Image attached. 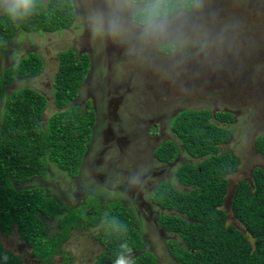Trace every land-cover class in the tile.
<instances>
[{
    "label": "rangeland",
    "instance_id": "rangeland-1",
    "mask_svg": "<svg viewBox=\"0 0 264 264\" xmlns=\"http://www.w3.org/2000/svg\"><path fill=\"white\" fill-rule=\"evenodd\" d=\"M75 3L79 11L77 27L53 33L20 31L6 50H0V64L11 65L31 52L43 57V71L35 78L20 80L12 88L33 86L43 93L49 102L47 120L57 111L53 83L60 53L71 47L78 56L85 52L97 60L98 77L87 81L75 101L86 111L93 108V99L97 100L94 139L80 180L72 179L64 186L74 191L79 185L86 191L92 189L103 205L110 198L128 202L133 209L129 210L131 218L136 223V215L140 218V227L147 233L148 245L160 264H179L166 246L172 233L156 232L151 220L163 210L151 203V210L144 208L140 212L139 205L143 199L149 202L152 190L163 180L183 189L176 173L181 163L193 158L175 139L170 128L172 118L186 108L230 111L235 116L234 122L227 125L232 138L221 149L233 151L239 165L229 176L223 208L229 222L238 225L230 206L234 190L241 180L252 179L256 167L264 169V155L255 147L257 136L264 134V0H196L190 11L151 20L139 15L142 10L133 16L144 6L125 0ZM86 20L88 24L84 25ZM145 20L149 22L143 23ZM89 99L92 102L87 107ZM167 140H174L181 153L174 163L163 165L152 152ZM55 176L54 171L40 180L49 193L57 188ZM99 202L95 195L87 197L88 206L97 213ZM119 204L111 202L107 208L103 206V212L108 210L109 217L112 206ZM100 232L99 228H93L91 233L79 232L67 244L72 264H93L89 256L99 253L95 237ZM0 240L21 255L24 264H40L17 235L1 236ZM61 260L57 258L55 264Z\"/></svg>",
    "mask_w": 264,
    "mask_h": 264
},
{
    "label": "trees",
    "instance_id": "trees-1",
    "mask_svg": "<svg viewBox=\"0 0 264 264\" xmlns=\"http://www.w3.org/2000/svg\"><path fill=\"white\" fill-rule=\"evenodd\" d=\"M131 1L146 4V0ZM165 2L168 7L159 18L190 11L196 5V0ZM39 5L40 12L22 23L0 14V50H6L20 31L53 33L73 24V0H39ZM152 18L158 17L148 19ZM58 61L53 83L57 111L47 120L49 102L43 93L33 86L12 88L20 80L37 77L45 66L43 57L31 52L11 65L0 64V237L17 235L40 264H55L57 258L62 259L57 264H72L67 244L76 229L87 230L96 220H90L83 207L57 199L40 182L54 171L63 173L65 183L80 175L97 124L93 109L84 111L75 103L90 70V56H78L70 48L60 53ZM234 120L230 111L186 108L170 122L175 139L193 160L181 163L177 170L176 179L183 189L168 180L152 193V199L166 210L159 223L167 234L172 233L166 244L179 264H264V169L256 167L252 179L241 180L234 190L230 206L238 225L229 222L223 208L229 176L239 165L233 151L221 149L232 138L227 125ZM255 147L264 155V134L257 136ZM180 153L174 140L164 141L153 151L163 165L176 161ZM116 201L121 204L112 206L104 231L96 236L104 249L93 264H114L122 244L130 250L132 264H160L155 252L146 248L129 204ZM113 221L126 231L116 232ZM0 264L24 262L0 240Z\"/></svg>",
    "mask_w": 264,
    "mask_h": 264
},
{
    "label": "flooded vegetation",
    "instance_id": "flooded-vegetation-1",
    "mask_svg": "<svg viewBox=\"0 0 264 264\" xmlns=\"http://www.w3.org/2000/svg\"><path fill=\"white\" fill-rule=\"evenodd\" d=\"M75 1L76 0H73V4H74V9H75V19H74V22H73V24L69 27V28H72V27H77L78 26V23H77V21H76V18H77V16H78V12L79 11H77V9H76V3H75ZM83 1H88V0H83ZM126 2H130V4H134V5H136V6H141L140 4H136V3H134L133 1H131V0H125ZM138 10H140V9H138ZM137 12V10L136 11H134L133 12V16H134V14ZM133 18V17H132ZM86 24H88V21L86 20L85 21V24L84 25H86ZM68 28V29H69ZM71 47H68V48H66L65 50H67V49H70ZM71 49H73V48H71ZM64 50V51H65ZM76 51V50H75ZM77 53V52H76ZM28 53H26L25 55H27ZM82 54H87V53H85V52H82L81 53V55ZM89 55V54H88ZM90 56V55H89ZM90 59H91V66H90V70H89V72H88V74H87V76H86V78H85V81H84V84H83V86L85 85V84H87V81H94L95 80V77H98V73H97V71H96V67H95V64H97V60L95 59V60H92V57L90 56ZM94 68H95V74L93 75V70H94ZM83 86H82V88H83ZM81 88V89H82ZM80 92H81V90H80ZM79 96H80V93H79ZM78 96V97H79ZM78 99V98H77ZM91 99V98H90ZM87 100L86 101V104H87V107L90 105V103L92 102V100ZM96 102H97V100L94 98L93 99V110H94V112L96 113V115H97V111H96ZM81 106V105H80ZM92 107V106H91ZM89 108V107H88ZM91 109V108H90ZM110 123H112V122H110ZM94 138V137H93ZM152 154H153V152H152ZM87 156V155H86ZM156 158V157H155ZM172 163H174V162H172ZM172 163H170V164H172ZM105 175H107V173L105 174ZM109 175V174H108ZM155 175H161V173L160 172H156L155 173ZM81 176V173H80V175H78L75 179H78V180H80L79 179V177ZM58 177V178H57ZM57 177L55 176L54 177V179H58V180H56V184H55V186H57V188H58V190H57V188L55 187V189L56 190H54L55 192L53 193L54 195H58V198L57 199H59L60 201H67L70 205H72V206H75V207H77V206H81V207H83L84 209H86V211H87V213L89 214V216H91L92 218L90 219V220H92V221H94L95 219V223H92V224H90L89 226H88V229L86 230H84V229H76V232H75V234H74V237L75 236H78V233L79 232H83V231H88V232H90L93 228H96V229H100V231L101 232H103L104 231V229H105V227H106V225H107V220H106V218H107V215L106 214H108V210H106V211H104L103 212V208L105 207V208H107V206H106V203H104L105 205H103L102 203H101V197L98 195V194H95V192L93 193L92 192V189L91 190H85L84 188H83V186L82 185H79V187H78V191H74L73 189H70V188H67V187H65L64 186V181L65 180H63V174H57ZM103 178L105 179V176L103 175ZM41 179V178H40ZM74 179V180H75ZM69 180H70V182H71V179L69 178ZM73 180V181H74ZM114 181H116L115 179H114ZM164 182H167V180H163V181H161V182H159V185L161 184V183H164ZM113 185V187H114V185H115V183H113L112 184ZM158 185V186H159ZM72 186V184L70 183V187ZM115 188V187H114ZM114 188H113V190H114ZM158 188V187H157ZM156 188V189H157ZM68 190H70V191H68ZM116 190V189H115ZM68 191V193H66ZM155 192V187H154V190H152V193H154ZM152 193L150 194V199H149V202H145L144 201V199H143V191H140V194H139V197H141L142 199H143V201H141V203H140V212H141V210L142 211H144V208H148V209H152V205H151V203H153V206H156V207H158L157 206V204L155 203V201L152 199ZM97 196L98 198H100V202H99V212L97 213V212H94V211H89V209H90V206H88V204H87V197L88 196ZM140 198V199H141ZM116 201V200H121V199H117V198H110V199H108L107 200V202H109V201ZM121 201H123V202H125V200H121ZM128 202H125V204H127ZM104 206V207H103ZM129 206V205H128ZM142 206H143V208H142ZM87 207V208H86ZM131 208V207H130ZM158 208H160V207H158ZM91 210V209H90ZM131 210H133L132 208H131ZM161 210H163V211H165L166 212V210H165V208L164 209H162L161 208ZM162 211V212H163ZM157 213H159L158 214V217L157 218H153V219H151V217H150V219L153 221V223H154V228H155V230H156V232H159L160 234H163V235H165L166 234V232H165V230L161 227V225H160V223H159V217H160V215H161V213L160 212H157ZM103 216H105V218H104V220L102 219V217ZM136 218H137V220H138V224H139V228L141 229V227H140V218L138 217V215H136ZM82 223V222H81ZM104 225H105V227H104ZM79 226H80V224H79ZM141 231H142V236H143V238H144V240H145V244H146V248L147 249H149V250H152V249H150V247H149V245H148V240L146 239L147 237H146V235H147V233L145 232V231H143L142 229H141ZM98 235V234H97ZM73 237V238H74ZM95 240L96 241H98V245H99V252H101V250H103L104 249V246L101 244V240H100V238H98V237H95ZM168 240V239H167ZM166 240V241H167ZM167 246V245H166ZM96 257H97V254L95 255V257L94 256H89V258H91L92 259V261L93 262H95V259H96Z\"/></svg>",
    "mask_w": 264,
    "mask_h": 264
},
{
    "label": "clouds",
    "instance_id": "clouds-1",
    "mask_svg": "<svg viewBox=\"0 0 264 264\" xmlns=\"http://www.w3.org/2000/svg\"><path fill=\"white\" fill-rule=\"evenodd\" d=\"M167 7L165 0H146L141 15L146 18L163 15ZM39 12V0H0V14L6 16L13 23H22ZM112 227L116 232L126 231L124 225L115 221L112 222ZM121 248L123 251L118 255L114 264H132L130 250L123 244Z\"/></svg>",
    "mask_w": 264,
    "mask_h": 264
}]
</instances>
